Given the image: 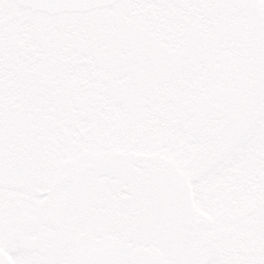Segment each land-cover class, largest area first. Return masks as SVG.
<instances>
[{"label": "snow or ice", "instance_id": "snow-or-ice-1", "mask_svg": "<svg viewBox=\"0 0 264 264\" xmlns=\"http://www.w3.org/2000/svg\"><path fill=\"white\" fill-rule=\"evenodd\" d=\"M0 264H264V0H0Z\"/></svg>", "mask_w": 264, "mask_h": 264}]
</instances>
